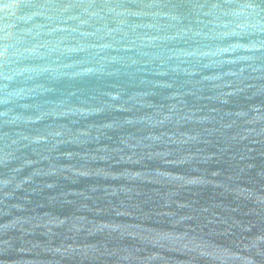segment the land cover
Listing matches in <instances>:
<instances>
[{
  "label": "water",
  "instance_id": "obj_1",
  "mask_svg": "<svg viewBox=\"0 0 264 264\" xmlns=\"http://www.w3.org/2000/svg\"><path fill=\"white\" fill-rule=\"evenodd\" d=\"M0 264H264V0H0Z\"/></svg>",
  "mask_w": 264,
  "mask_h": 264
}]
</instances>
